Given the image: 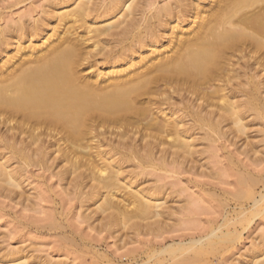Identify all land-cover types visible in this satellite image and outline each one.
Instances as JSON below:
<instances>
[{"label": "bare ground", "instance_id": "1", "mask_svg": "<svg viewBox=\"0 0 264 264\" xmlns=\"http://www.w3.org/2000/svg\"><path fill=\"white\" fill-rule=\"evenodd\" d=\"M155 4L65 0L10 30L15 42L0 29V194L23 203L25 170L55 166L92 202L85 219L94 226L160 232L172 207L163 185L139 187L140 175L176 170L204 142L212 149L231 142L233 127L244 133L245 116L264 118V0ZM262 205L264 184L260 215ZM47 225L62 227L52 217ZM229 240L217 227L154 249L143 264H213V246ZM8 255L0 264L37 262ZM250 261L264 264V253Z\"/></svg>", "mask_w": 264, "mask_h": 264}, {"label": "rangeland", "instance_id": "2", "mask_svg": "<svg viewBox=\"0 0 264 264\" xmlns=\"http://www.w3.org/2000/svg\"><path fill=\"white\" fill-rule=\"evenodd\" d=\"M58 1L0 0V29L5 28L12 36L7 34L9 39L15 40L13 37L21 24L41 20L46 12L65 0ZM109 1L96 0L104 4ZM140 2L156 3L159 7L174 0ZM10 40L9 43L14 41ZM243 123L247 125L244 133L233 127L231 142L220 138L212 149L202 142L206 147H197L204 148L200 155H192L187 164L176 170L140 175L137 185L150 189L163 185L160 191L164 195L160 192L159 196L164 201L167 199L169 209L172 207L173 214L169 212V216L165 213L168 207H163L166 218L163 215L160 219L168 223L166 227L162 225L160 232H156L157 228L146 230V234L145 229L134 231L136 234L129 230L133 234L130 232L128 237V230L116 232L118 229L94 226L95 223L85 219L90 212L85 208L92 202L83 203L84 196L79 198L58 179L59 168L29 167L22 178L23 197L25 200L29 197V201L20 203L18 197L12 200L0 194V256L9 257V253L17 252L30 261L34 259L36 264H90L93 260L96 264L98 256L94 252L97 251L105 255L103 264H108L107 259L110 264H143L154 249L159 251L171 244L206 238L212 230L221 227L223 234L230 235V242H218L214 249L205 243L206 248L213 250L207 258L213 264H250L254 255L264 253V215L253 208L264 184V118L249 115ZM84 191L89 192L88 188ZM260 208L264 210V205ZM51 217L62 227L50 228L47 222ZM88 254L92 257H87Z\"/></svg>", "mask_w": 264, "mask_h": 264}]
</instances>
